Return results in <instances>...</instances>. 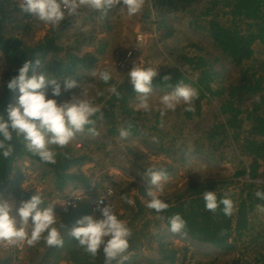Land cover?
Listing matches in <instances>:
<instances>
[{
	"label": "trees",
	"instance_id": "16d2710c",
	"mask_svg": "<svg viewBox=\"0 0 264 264\" xmlns=\"http://www.w3.org/2000/svg\"><path fill=\"white\" fill-rule=\"evenodd\" d=\"M149 2L151 5L146 8L149 13L144 14V17L147 19L154 13L161 31L168 30L171 26L170 20L178 15L199 14L198 28L220 53L218 60L225 59L239 70L238 81L226 84L222 71L215 67V62L206 53L200 52L203 50L200 46L199 55L184 50L182 53L178 52L179 62L187 66V69L178 64L161 69L153 79V89L171 92L183 80L185 84L198 90L199 99L194 102V112L182 113L184 119L177 117L174 123L168 124L170 116H165L163 127H160L159 112L150 116L149 112L134 107L133 103L138 95L128 75L121 82L113 76L108 84L99 81L102 95L99 96L96 106L100 108V112L93 117L99 135L93 137L87 129L77 133L66 148H55L56 163L52 164L44 163L38 156L26 151L23 137L14 132L11 142L14 146L12 156L7 159L0 156V198L13 201L20 208L22 202L37 194H29L21 187L24 174L19 164L25 159L45 169L43 176L52 179L56 192L64 193L69 187L95 190L96 188H92L94 178L84 172V166L97 159L98 150H103L121 139L119 129L127 128L131 124V135L124 141L140 140L159 153L175 156L176 161L182 164L189 161V154L207 157L214 163H230L237 168L235 179L248 176L249 181L244 183L239 194L236 189L228 191L229 185L221 186V181L193 182L184 193L166 202L169 204L166 211L157 213L151 210L150 214L154 217L150 219H146L149 209L140 203L133 220L143 221L144 224L141 229H136L137 232L132 230L129 249L112 264H129L137 258L133 256L130 261H123L126 253L141 248L148 227L153 224L157 228L170 231L169 217L176 214L186 221V236L199 243L221 251H233L241 243L245 247L247 245V250H251L257 240L264 238L263 231L255 233L264 228V212L257 210V205H264V200L254 195L256 191L264 192V59L257 57L255 49L257 44L264 48V0ZM118 10L119 6L105 16L99 11L81 9L80 15L66 17L57 29L49 27L43 39L33 42L29 35L33 32L36 19L22 12L18 1L0 0V63L3 60L7 65L4 70L0 68V115L6 118L8 106L15 105L19 90L13 92L8 89L7 84L13 77L18 76L19 69L28 61L35 64L39 59L41 65L36 68V74H45L60 82L62 95L52 96V88L49 87V99H56L61 104L71 99L73 94L79 95V88L64 91V79L73 78L82 86L86 80L83 72L94 69L99 54H103L109 44L105 41L98 48L97 54H82L85 48L96 45V27L93 25L89 28L88 23H96L95 19L100 16L103 20L101 28L110 30L111 18ZM25 35L29 38L25 39ZM125 57L126 54L122 59ZM122 59L119 62L120 67L125 68L123 72L127 74L133 59L123 62ZM166 76L171 79L165 81ZM113 86L122 98H118L111 91ZM77 143L81 146L77 147ZM126 149L131 155L130 147L127 146ZM155 169H163L169 174L173 167L167 165ZM146 170L147 168L145 172ZM146 180L149 183L148 177ZM205 191L215 192L218 200L227 193L234 203L233 214L224 215L222 205L215 214L207 211L202 197ZM40 195L44 200L42 207L50 206L47 194ZM87 215L92 216V208L90 202L84 199L76 208L58 216L56 227L64 240L63 247H49L42 239L30 248L31 256L27 264H61L64 260L68 264H105L102 251L93 258L69 235L77 221ZM61 222L65 227H60ZM163 252L167 254L165 258L168 260L175 256L174 252ZM12 262V255L0 249V264ZM230 264L254 262L237 258Z\"/></svg>",
	"mask_w": 264,
	"mask_h": 264
},
{
	"label": "rangeland",
	"instance_id": "374dc122",
	"mask_svg": "<svg viewBox=\"0 0 264 264\" xmlns=\"http://www.w3.org/2000/svg\"><path fill=\"white\" fill-rule=\"evenodd\" d=\"M146 2L148 3H146L141 13L132 18L121 16L118 10L111 18L112 28L110 30L101 28L103 20L100 16L95 19L96 23H93L94 21L88 23L89 28H92L93 25L96 27V45L95 47L85 48L82 54H97L98 48L105 41L109 43L103 54H99L98 62L94 69L107 68L119 82L125 79V75H128L135 65L144 68L151 67L160 71L165 67L178 64L181 68L187 69V66L179 62L178 52L184 50L185 52H193L195 55H199L200 46L203 49L200 52L206 53L207 57H210L215 62V67L222 71L226 84L238 81L239 70L225 59L218 60L220 59L218 58L220 53L198 28V25H200V22H197L199 14L197 16L192 14L178 15L170 20L171 26L168 30L161 31L158 29L154 13L147 19L144 17V14L149 13L146 8L151 5L149 0H146ZM197 11H200L199 7ZM48 29L49 26L36 20L33 23V32L29 36H31L30 38H32L33 42L39 41L46 36ZM29 36L25 35L24 38L28 39ZM99 42L101 43L99 44ZM193 45L194 48H192ZM195 46L197 47L195 48ZM255 49L257 57L264 59V48L262 49L257 44ZM130 51L136 52L137 55H133V64H131L126 74L123 72L125 68H121L119 62ZM6 66V63L2 60L0 68L4 70ZM94 69L83 72L86 80L82 86L89 88L91 95L95 97L96 105L100 96L97 95V92L101 93L102 88L99 86V80L92 78L90 75ZM168 93L160 89H153L149 98L152 107V111L149 112L150 116H154L153 113L159 112L157 109L161 107L160 98ZM138 103L139 99L137 97L133 105L137 110H141L137 107ZM185 107V105H180L175 112L169 111L166 114V116H170L168 124L174 123L177 117L184 119L182 113L185 112ZM80 146L77 143V147ZM127 146L132 151L131 155L128 154ZM97 152V159L83 168L88 176H93L92 188H96L95 190L69 187L64 193L56 192L52 185V179L43 176L45 169L29 159H25L19 164V168L24 174L21 187L29 194L37 193V190L40 194H47L50 206L55 207L57 217L59 216L61 202L66 198L77 195L79 198L90 202L97 195L110 189L113 194L108 201L109 206L113 208L121 220L127 222V226L131 231L134 229L137 232L138 230L136 229H141L142 224H144L143 221L133 220L139 210V204L141 203L147 208L146 205L151 199L147 192L152 186L146 180L145 168L167 167V165L173 167L172 172L167 174L168 179L163 182V192L160 194V198L165 202L172 201L177 195L184 193L188 185L193 182L221 181V186L226 187L229 185L228 191H235L236 189L239 194L244 187V183L249 181L248 176H243L239 179L234 178L237 168L233 164L214 163L207 157L192 156L191 154H189V161L186 164H182L176 161L175 156L159 153L150 145L136 139L131 141L118 139L116 143L109 144L105 149ZM234 182L237 183L235 184ZM124 194H127L134 201V204L129 205L122 200L121 196ZM6 201L14 205L12 215L19 221V207L13 201L10 202L8 199ZM150 211L151 209H149L146 219L154 217L150 214ZM92 216L97 220L103 218L101 212L98 214H93L92 212ZM262 231L264 237L263 227L255 233L258 234ZM254 246L253 249L247 250V245L245 247V245L238 243L233 251H221L210 245L199 243L182 233L174 234L169 230H162V228H157L156 225L152 224L144 234L141 248L138 251L126 253L123 261L128 262L133 256H136L137 258L133 259L129 264H230L237 258H243L244 261H253L254 264H264V238L257 240V244L255 243ZM32 247L27 244L24 245L22 264L29 262L31 256L30 248ZM163 250L174 252V258L171 260L166 259L167 254ZM61 264H68V262L64 260Z\"/></svg>",
	"mask_w": 264,
	"mask_h": 264
},
{
	"label": "clouds",
	"instance_id": "9594fccd",
	"mask_svg": "<svg viewBox=\"0 0 264 264\" xmlns=\"http://www.w3.org/2000/svg\"><path fill=\"white\" fill-rule=\"evenodd\" d=\"M145 5L146 0H21L20 2L22 12L53 30L57 29L66 17L80 15V10L84 8L99 11L106 16L110 10L119 6L121 16L132 18L141 13ZM40 65L39 59L35 64L31 61L25 62L19 69L18 76L13 77L7 84L9 90L15 92L18 89L20 95L17 103L9 105L6 109V118L0 115V156L4 159L11 157L14 152L11 143L14 132L17 136L23 137L26 151L38 156L42 162L52 164L56 163L55 148H66L77 133L87 129L91 136L99 135L93 117L100 112V108L95 105V97L91 95L89 88L82 87L73 78H65L64 91L79 88L80 94H73L70 100L62 104L56 99H49L47 89L51 87L52 96L59 97L62 95L61 84L56 78L36 74V68ZM90 75L104 84L112 80V73L107 68H96ZM128 75L138 95L137 107L144 112H151L149 98L153 92V79L158 75V70L135 65ZM164 79L169 81L171 77L166 76ZM111 91L118 98H122L115 86ZM97 95L102 93L97 92ZM197 99H199L198 90L181 80L174 91L160 98L161 107L157 109L160 114V127L164 126L166 114L169 111L175 112L180 105L186 106L184 111L194 112L193 105ZM131 128L132 125L129 124L127 128L119 129L120 138L127 139L131 135ZM145 174L152 186L147 192L151 198L146 205L147 208L157 213L166 211L169 204L160 198L163 182L168 179L166 171L149 167ZM254 195L264 200V192L256 191ZM202 197L207 211L215 214L222 205L224 215L233 214L234 203L227 193L219 200L216 193L211 191L203 192ZM121 199L129 205L134 204L127 194L122 195ZM103 201L102 197L100 203L102 204ZM43 205L44 200L37 190V194L30 200L22 202L18 209L20 220L17 221L12 215L14 205L0 198V242L13 247L24 243L34 246L43 239L49 247H63L64 240L59 228L56 227L59 219L55 214V207H42ZM257 210L264 212V205H257ZM100 211L102 219L97 220L91 215L84 216L69 231V235L88 255L95 258L102 251L105 264H112L129 249L132 231L127 226V222L121 220L109 204ZM169 224L172 233L187 234L184 231L186 221L179 214L169 217ZM60 227L65 225L61 222Z\"/></svg>",
	"mask_w": 264,
	"mask_h": 264
},
{
	"label": "built area",
	"instance_id": "2783aa9c",
	"mask_svg": "<svg viewBox=\"0 0 264 264\" xmlns=\"http://www.w3.org/2000/svg\"><path fill=\"white\" fill-rule=\"evenodd\" d=\"M19 2H21V0H16ZM134 51H130L126 57L124 59H122L123 61H130L133 59V55H134ZM121 62V63H122ZM113 191L110 189H107L106 191H104L103 193L97 195L95 198H93L92 200H90V204H91V208H92V212L93 214H98L101 208L106 207V205L108 204L109 199L112 197ZM79 198L77 195L71 196L66 198L64 201L61 202V205L59 207V214H64L69 212L70 209L76 208L78 206V204L83 200V199H77ZM102 197L104 198L103 203L101 204L100 201L102 199ZM31 223V220H30ZM26 243L18 246V247H13V246H9L6 243L0 242V249H2L3 251L9 253L12 255L13 258V262L12 264H22V250L23 247ZM25 252V251H24Z\"/></svg>",
	"mask_w": 264,
	"mask_h": 264
}]
</instances>
